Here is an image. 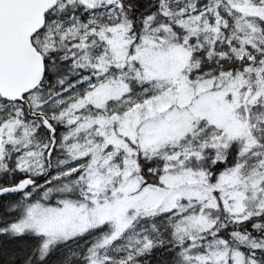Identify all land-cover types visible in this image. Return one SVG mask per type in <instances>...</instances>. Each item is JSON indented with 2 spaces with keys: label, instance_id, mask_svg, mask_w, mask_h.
Returning <instances> with one entry per match:
<instances>
[{
  "label": "snow or ice",
  "instance_id": "obj_1",
  "mask_svg": "<svg viewBox=\"0 0 264 264\" xmlns=\"http://www.w3.org/2000/svg\"><path fill=\"white\" fill-rule=\"evenodd\" d=\"M0 264H264V0H0Z\"/></svg>",
  "mask_w": 264,
  "mask_h": 264
}]
</instances>
